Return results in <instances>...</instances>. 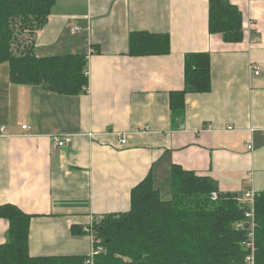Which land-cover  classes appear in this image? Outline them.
Wrapping results in <instances>:
<instances>
[{"label": "crops", "instance_id": "0c3cea01", "mask_svg": "<svg viewBox=\"0 0 264 264\" xmlns=\"http://www.w3.org/2000/svg\"><path fill=\"white\" fill-rule=\"evenodd\" d=\"M226 1L242 14L239 43L209 33L208 0H55L34 55L84 56L80 95L14 85L0 64V206L31 216V257H87L85 229L128 212L149 174L167 184L174 165L221 194L264 192V0ZM131 32L167 34L169 54L129 56ZM191 53L210 55L211 88L185 96L174 126L169 94L184 89ZM53 136L71 143L55 148ZM8 228L0 218V245Z\"/></svg>", "mask_w": 264, "mask_h": 264}, {"label": "trees", "instance_id": "16d2710c", "mask_svg": "<svg viewBox=\"0 0 264 264\" xmlns=\"http://www.w3.org/2000/svg\"><path fill=\"white\" fill-rule=\"evenodd\" d=\"M55 0H0V64L9 66L14 85L40 87L62 95L86 93L88 77L84 56L39 59L34 55L35 35L46 24ZM208 31L225 43L243 40L242 14L226 0H208ZM167 34L131 32L128 55H167ZM210 55L185 56L184 89L169 94L174 126L183 120L185 96L209 92ZM176 121V122H175ZM170 198L162 200L149 174L131 191L130 210L94 221L93 232L105 252L93 264H245V233L234 224L244 219L245 206L235 195L221 194L208 176L170 170ZM217 193V200L211 194ZM255 264H264V192L255 198ZM8 222L6 242L0 245V264H85L87 257H31L28 232L31 216L13 205L0 206ZM73 233L82 229L72 228Z\"/></svg>", "mask_w": 264, "mask_h": 264}, {"label": "built area", "instance_id": "2783aa9c", "mask_svg": "<svg viewBox=\"0 0 264 264\" xmlns=\"http://www.w3.org/2000/svg\"><path fill=\"white\" fill-rule=\"evenodd\" d=\"M252 71L255 74H258L259 70L256 67L251 68ZM22 129L24 131H28V126H22ZM0 136H5V126L0 127ZM52 142L55 148H63L68 146L71 143V137L70 136H53ZM120 143L122 145L126 144V139L121 138ZM249 149H252V146L250 145L248 147ZM258 194L253 190H248L244 193L242 197H236L235 200L238 204L243 205L246 207L244 210V219L240 222H237L234 224V228L236 230L244 231L245 238L244 241L241 243L244 250L247 252V257L245 259V264H255V229H256V221H255V210H254V204H255V198ZM218 195L217 193L211 194V200H217ZM93 223L90 225V227L85 229V232L89 235L92 243V248L85 260V264H93L94 257H96L99 254H102L105 252L104 248L99 245V241H97V238L93 232Z\"/></svg>", "mask_w": 264, "mask_h": 264}, {"label": "rangeland", "instance_id": "374dc122", "mask_svg": "<svg viewBox=\"0 0 264 264\" xmlns=\"http://www.w3.org/2000/svg\"><path fill=\"white\" fill-rule=\"evenodd\" d=\"M154 186L160 190V197L162 200H168L170 198L169 182L166 184L165 181H157L154 183ZM97 241L100 242L98 238Z\"/></svg>", "mask_w": 264, "mask_h": 264}]
</instances>
